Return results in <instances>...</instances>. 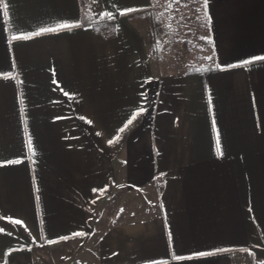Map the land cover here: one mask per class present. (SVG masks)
Returning a JSON list of instances; mask_svg holds the SVG:
<instances>
[{
	"label": "crops",
	"instance_id": "0c3cea01",
	"mask_svg": "<svg viewBox=\"0 0 264 264\" xmlns=\"http://www.w3.org/2000/svg\"><path fill=\"white\" fill-rule=\"evenodd\" d=\"M97 1L114 24L96 30L80 0H0V264L68 241L80 264L264 259V61L243 63L264 55V0H200L209 66L160 73L120 14L153 1ZM62 22L80 27L12 39Z\"/></svg>",
	"mask_w": 264,
	"mask_h": 264
},
{
	"label": "rangeland",
	"instance_id": "374dc122",
	"mask_svg": "<svg viewBox=\"0 0 264 264\" xmlns=\"http://www.w3.org/2000/svg\"><path fill=\"white\" fill-rule=\"evenodd\" d=\"M167 2L168 0H156V16L139 20L150 48V60L154 70L160 73V63H165L166 67L168 61L174 65L167 67L174 68V71L209 66L211 58L209 42L207 39H201L208 35L205 16L201 11V1L184 0V6H174L171 10L166 9ZM87 5L96 14L99 13L100 6L97 0H87ZM167 28L171 31L166 35L169 40L165 41L166 39L162 38L164 35L162 31ZM172 32H175V37ZM161 42L166 44L162 57H160ZM186 60H190V64L183 62ZM78 246L76 241L38 245L35 248L36 264H80L77 261ZM236 264H264V259L239 258Z\"/></svg>",
	"mask_w": 264,
	"mask_h": 264
},
{
	"label": "snow or ice",
	"instance_id": "6c2138e0",
	"mask_svg": "<svg viewBox=\"0 0 264 264\" xmlns=\"http://www.w3.org/2000/svg\"><path fill=\"white\" fill-rule=\"evenodd\" d=\"M208 5H209V0H203V7L205 9L208 8ZM7 7H8V5H7V3H5L4 4V8L7 9ZM134 11H139V9L126 8L120 14L121 15H125L127 13L134 12ZM4 14H7L6 11H5ZM105 15H107L109 18H112V13L111 12L105 13ZM208 21H209V23L211 22V16H208ZM76 27H80V24L79 23L62 22V23L56 24L54 27H43V28H40L38 31H35V32H32V33H27V34L26 33H19L17 35H14L12 37V39L13 40H17V39L28 40V39H31L33 36L41 35L43 33L58 32V31H60L62 29L70 30V29L76 28ZM201 39H210V38L201 37ZM254 61H264V55H255V56L251 57L250 60H246L243 63L249 64V63H252ZM0 75H4V74H0ZM5 78H7V76H5ZM65 95H68V93H65ZM143 111H144V109H140L137 113H134L132 118L127 121V123L124 125L123 128L120 129V131L123 132L126 128H128V126L132 124V122L136 118V116L142 114ZM81 119H83V117H81ZM89 123H90V121H89ZM109 143L111 144V143H113V141L110 140ZM217 144L219 145V138L217 139ZM29 148H30V150L34 151V149H32L31 141H29ZM6 163L18 164V163H21V161L20 160H13V161H6ZM16 223H20V221H16ZM0 231H2V229H0ZM73 235H75V236H83V235H86V233L78 232V233H74ZM68 238L69 237H61V239H68ZM52 242L53 241H49V243H52ZM227 251H229V249H217V250H215V252H220V253L227 252ZM215 252H207V251L196 252L193 255L196 256V257H208V256L214 255ZM192 258H193L192 256L185 257V256H180V255H177V256L174 257V259H176V260H185V259H192Z\"/></svg>",
	"mask_w": 264,
	"mask_h": 264
},
{
	"label": "trees",
	"instance_id": "16d2710c",
	"mask_svg": "<svg viewBox=\"0 0 264 264\" xmlns=\"http://www.w3.org/2000/svg\"><path fill=\"white\" fill-rule=\"evenodd\" d=\"M81 6H82V18L84 24H91L95 27V29H99L100 27L104 25H112L114 24V20L107 19L106 16L102 14H96L92 9L88 8L87 0H80ZM153 1V6L149 9L140 10L138 12L133 13V22L134 24L141 29V25L139 23V20H144L145 18H150L152 16H156L157 11V4L156 0Z\"/></svg>",
	"mask_w": 264,
	"mask_h": 264
}]
</instances>
